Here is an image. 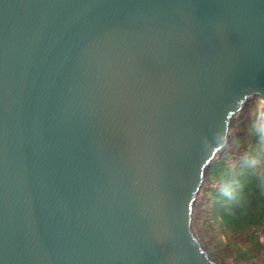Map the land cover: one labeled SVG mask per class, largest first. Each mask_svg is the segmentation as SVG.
Here are the masks:
<instances>
[{
  "label": "water",
  "instance_id": "water-1",
  "mask_svg": "<svg viewBox=\"0 0 264 264\" xmlns=\"http://www.w3.org/2000/svg\"><path fill=\"white\" fill-rule=\"evenodd\" d=\"M252 98L264 0H0V264H220L192 213Z\"/></svg>",
  "mask_w": 264,
  "mask_h": 264
},
{
  "label": "rangeland",
  "instance_id": "rangeland-1",
  "mask_svg": "<svg viewBox=\"0 0 264 264\" xmlns=\"http://www.w3.org/2000/svg\"><path fill=\"white\" fill-rule=\"evenodd\" d=\"M258 126L264 128V102L252 98L233 118L227 144L214 162L220 160L234 168L252 151L253 164L264 167V138L260 134L261 140L252 143ZM212 165L206 172L193 208L195 236L209 256L220 264H264V225L252 237L247 233L231 236L221 226L219 211L215 208L218 200L215 193L219 192L221 184L209 176Z\"/></svg>",
  "mask_w": 264,
  "mask_h": 264
},
{
  "label": "trees",
  "instance_id": "trees-1",
  "mask_svg": "<svg viewBox=\"0 0 264 264\" xmlns=\"http://www.w3.org/2000/svg\"><path fill=\"white\" fill-rule=\"evenodd\" d=\"M259 129L253 133L252 143L261 140ZM250 154L252 151L234 168L218 160L209 172L211 179L221 184L215 193V208L221 226L231 236L247 233L252 237L264 225V188L260 186L264 167L253 164Z\"/></svg>",
  "mask_w": 264,
  "mask_h": 264
},
{
  "label": "clouds",
  "instance_id": "clouds-1",
  "mask_svg": "<svg viewBox=\"0 0 264 264\" xmlns=\"http://www.w3.org/2000/svg\"><path fill=\"white\" fill-rule=\"evenodd\" d=\"M261 134V137L264 138V128L258 130ZM260 186L264 188V180L261 181Z\"/></svg>",
  "mask_w": 264,
  "mask_h": 264
}]
</instances>
